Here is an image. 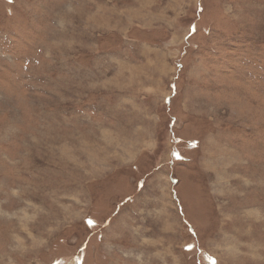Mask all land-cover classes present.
I'll list each match as a JSON object with an SVG mask.
<instances>
[{
	"label": "rangeland",
	"instance_id": "1",
	"mask_svg": "<svg viewBox=\"0 0 264 264\" xmlns=\"http://www.w3.org/2000/svg\"><path fill=\"white\" fill-rule=\"evenodd\" d=\"M0 264H264V0H0Z\"/></svg>",
	"mask_w": 264,
	"mask_h": 264
},
{
	"label": "bare ground",
	"instance_id": "2",
	"mask_svg": "<svg viewBox=\"0 0 264 264\" xmlns=\"http://www.w3.org/2000/svg\"><path fill=\"white\" fill-rule=\"evenodd\" d=\"M234 170V169H233ZM245 195V194H244ZM243 202V201H242Z\"/></svg>",
	"mask_w": 264,
	"mask_h": 264
}]
</instances>
